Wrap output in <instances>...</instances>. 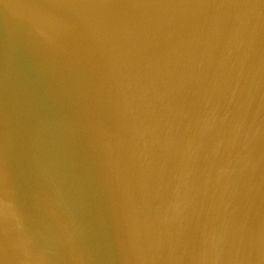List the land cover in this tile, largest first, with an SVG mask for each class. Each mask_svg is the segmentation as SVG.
I'll list each match as a JSON object with an SVG mask.
<instances>
[{
  "label": "water",
  "instance_id": "1",
  "mask_svg": "<svg viewBox=\"0 0 264 264\" xmlns=\"http://www.w3.org/2000/svg\"><path fill=\"white\" fill-rule=\"evenodd\" d=\"M0 264H264V0H0Z\"/></svg>",
  "mask_w": 264,
  "mask_h": 264
}]
</instances>
